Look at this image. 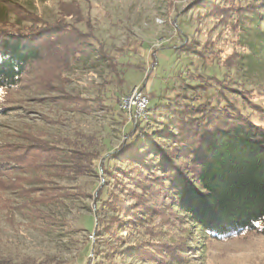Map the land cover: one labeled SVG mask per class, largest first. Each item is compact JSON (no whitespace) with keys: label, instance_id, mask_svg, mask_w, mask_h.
Listing matches in <instances>:
<instances>
[{"label":"rangeland","instance_id":"rangeland-1","mask_svg":"<svg viewBox=\"0 0 264 264\" xmlns=\"http://www.w3.org/2000/svg\"><path fill=\"white\" fill-rule=\"evenodd\" d=\"M71 2L79 4L95 37L118 63L136 66H124L127 70H121L124 73L116 80L113 70L93 53L64 72L65 86L55 81L52 86L61 88V95L50 90L38 70H32L18 88L0 93V164L16 158L15 147L39 141L65 150L56 144L76 136H84L86 147L101 160L96 173L75 178L49 175L43 179L46 185L34 178L40 173L27 161L32 167L13 175L21 182L5 188L0 181V259L12 264H264V229L229 240L206 236L176 206L137 185V180L162 178L163 173L145 171L121 151L130 134L136 133L135 138H140L136 151L145 164L146 156L152 155L155 164L154 145L140 129L176 134L174 123H167L155 106L171 104L178 94L196 98L193 88L198 85H210L198 95L213 96L214 103L225 98L231 109L236 108L234 116L264 130V4L223 0L218 6L232 10L220 19L219 13L211 15L210 6L197 4L198 0H0V20L20 22L10 10L9 4L15 3L52 22L59 3ZM63 94L79 99L59 101ZM99 95L106 99H98ZM143 97L146 105L140 108L138 100ZM127 98L132 99L125 102ZM152 139L159 142V134ZM116 153L120 155L115 158ZM136 166L142 172H136L137 167L129 177L128 171ZM37 186H60L73 195L36 206L54 223L20 207L29 206L23 203V194ZM36 193L32 197L42 191ZM135 194L146 200L132 212L139 221L126 219L118 207L114 210L108 204L113 199L134 206ZM106 228L113 233L103 232ZM128 247L133 256L124 252ZM139 256L149 259L140 261Z\"/></svg>","mask_w":264,"mask_h":264},{"label":"trees","instance_id":"trees-1","mask_svg":"<svg viewBox=\"0 0 264 264\" xmlns=\"http://www.w3.org/2000/svg\"><path fill=\"white\" fill-rule=\"evenodd\" d=\"M216 1L218 0H198L197 4L210 6L211 15L219 13L220 19H224L225 14L232 9L218 6L224 3L223 0ZM260 1L264 4V0ZM9 5L20 22L12 25L0 20V93L18 88L32 70H38L36 73H41L42 79L48 80L50 90H55L61 95L60 89L67 83L64 72L85 61L93 53L105 61L108 70H113L116 80L124 73H121V70L136 66L130 64L127 67L118 63L107 52L104 44L95 37L76 2L59 3L58 15L52 22L33 15L15 3ZM21 22L26 24L21 25ZM150 63L153 64V60ZM56 80L61 88L52 86ZM41 82L40 80V87ZM216 83L221 84L218 80ZM207 87L210 85L194 87L193 90L197 92L196 98L178 94L171 104L154 105L155 108L158 107L159 115H165L167 123H174L177 130L174 134L167 130L149 133L140 129L154 145L153 157H157L155 164L150 158L152 155L146 156L150 163L145 164L141 153L136 151L135 146L140 142V138H135L136 133L132 136L130 134V142L121 151L128 155L129 161L141 165L145 171L155 169L163 173L162 178H148L145 182L137 180V185L141 189L147 187L152 189L151 195H161L166 199L165 203L176 206L185 218L206 236L215 240H229L264 229V130L241 119L240 115L234 116L232 112L236 108L232 106L231 109L225 98L214 103L213 96L198 95V91L205 92ZM74 96L63 94L59 101L74 103L79 99ZM98 99L106 98L99 95ZM99 105L102 107L103 102L101 101ZM79 111L82 112L84 109ZM164 112L166 114H163ZM155 134H159V142L152 139ZM167 139L170 140L169 143ZM85 141L84 136L60 140L56 145L63 146L65 150L53 148L39 141L28 146L15 147L16 152H13L16 153V158L9 160L5 158V162L0 164V178H3L0 181L6 183L5 188L21 182L22 179L18 176L14 178L13 175L17 171H26L32 167L28 166L31 164L37 173H40L34 178L41 180L42 184H45L43 182L45 176L49 175L75 178L82 176L84 172L96 173L100 170V155L87 148ZM10 153L11 150H8L6 157ZM119 155L116 153L115 158ZM137 167L128 171L129 177L136 172H142ZM35 168L30 169L33 171ZM188 169L193 173L190 174ZM46 170H49L50 174L41 175ZM133 180L135 182V178ZM38 191L42 193L36 198L32 197V194ZM26 192L27 196L23 194L25 196L23 203L29 206L21 205V209L33 212L46 223H54L55 220L46 216L36 206L59 203L61 199L73 196L60 186L46 188L37 186ZM144 199L140 194H135V207L117 204L118 202H113V199L108 204L114 210L118 207V213L124 215L126 219H133L132 212L145 204ZM32 206L33 210L30 208ZM143 213L145 212L141 214ZM107 231L113 233L110 228L103 230L105 233ZM129 247L124 252L133 256L134 251L129 252ZM137 250L143 253L140 248ZM159 251L165 253L166 248ZM138 258L144 262L149 259L142 256ZM0 264L12 262L0 259Z\"/></svg>","mask_w":264,"mask_h":264},{"label":"built area","instance_id":"built-area-1","mask_svg":"<svg viewBox=\"0 0 264 264\" xmlns=\"http://www.w3.org/2000/svg\"><path fill=\"white\" fill-rule=\"evenodd\" d=\"M140 97H141V95H140ZM131 99H132V98H127V100H125V102H130ZM125 105H127V104L125 103ZM145 105H146L145 97H143L142 99H139V100H138V107H140V108H144Z\"/></svg>","mask_w":264,"mask_h":264}]
</instances>
